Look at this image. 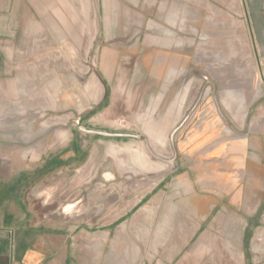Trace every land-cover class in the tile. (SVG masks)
<instances>
[{"label":"rangeland","instance_id":"1","mask_svg":"<svg viewBox=\"0 0 264 264\" xmlns=\"http://www.w3.org/2000/svg\"><path fill=\"white\" fill-rule=\"evenodd\" d=\"M90 1L74 5L91 20L76 19L73 32L66 22L40 21L42 29L10 45L5 101L0 85V143L24 158L20 166L54 165L27 188L48 264H99L101 253L145 256L148 191L177 176L187 132L210 123L218 139L236 142L264 127V10L255 0H181L186 32L171 39L186 44L166 49L182 65L172 92L186 97V109L167 132L168 118L152 106L147 44L158 25L178 30L171 15L178 8L173 0ZM42 3L43 12H66ZM163 11L170 21L157 18ZM105 71L138 83L107 85ZM33 87L42 100L19 96ZM128 87L133 98L126 100Z\"/></svg>","mask_w":264,"mask_h":264},{"label":"crops","instance_id":"2","mask_svg":"<svg viewBox=\"0 0 264 264\" xmlns=\"http://www.w3.org/2000/svg\"><path fill=\"white\" fill-rule=\"evenodd\" d=\"M90 2L51 0L52 5L66 6V12L46 13L40 9L42 0H0L2 96L6 92L8 47L20 45L28 31L42 29L40 21L66 22V30L73 32L76 19L91 20L89 13L75 14L74 5ZM255 2L262 13L264 0ZM171 3L178 8V11L172 8L175 13L171 14L174 21L179 20L178 30L171 34L164 24L158 25L148 35L147 44L151 53L147 83L153 86L150 90L153 110L161 107L163 116L168 118L162 132L171 131V123H176L186 109V97L172 92V86L181 84L182 65L167 50L171 46L180 50L186 44L185 40L181 43L180 39H171L186 32V13L180 11L182 5L185 12L186 3L181 0ZM32 8L35 12H31ZM164 14L163 11L157 18L170 21L171 15L165 14V18ZM60 26L51 25L56 30ZM100 65L107 68L106 64ZM105 76L107 85L138 83L129 76L113 73L108 76L106 71ZM18 92L20 97L29 94L30 100H42V90L36 87L28 93L22 88ZM132 93L129 87L125 91L127 95ZM132 98L131 95L126 100ZM5 99L3 96L2 100ZM218 129L208 123L188 131L178 146L177 176L170 177L167 188H156L155 183L148 191L146 255L133 259L128 254L101 253L99 264H134L135 260L143 264H264V127L249 140L236 142L218 139ZM5 149L0 143V264H48L41 247L42 226L37 224L36 212L27 205V188L51 170L53 162L48 159L27 168L25 164L20 166L25 163L20 154L13 157Z\"/></svg>","mask_w":264,"mask_h":264},{"label":"trees","instance_id":"3","mask_svg":"<svg viewBox=\"0 0 264 264\" xmlns=\"http://www.w3.org/2000/svg\"><path fill=\"white\" fill-rule=\"evenodd\" d=\"M62 164L59 163V166H61Z\"/></svg>","mask_w":264,"mask_h":264}]
</instances>
